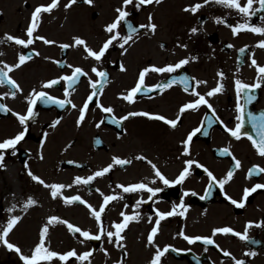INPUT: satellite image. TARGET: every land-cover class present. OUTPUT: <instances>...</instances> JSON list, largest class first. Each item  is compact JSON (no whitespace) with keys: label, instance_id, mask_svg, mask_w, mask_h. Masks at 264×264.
Wrapping results in <instances>:
<instances>
[{"label":"flooded vegetation","instance_id":"flooded-vegetation-1","mask_svg":"<svg viewBox=\"0 0 264 264\" xmlns=\"http://www.w3.org/2000/svg\"><path fill=\"white\" fill-rule=\"evenodd\" d=\"M197 2L201 0H162L160 4L145 5L139 10L134 4H130L127 8L131 14L127 18L128 23L134 26L147 24L151 14L152 22L158 26L156 32L153 34L148 29H138L135 42H130V47L126 45L127 53H123L114 42L105 56L96 61L87 56L83 46L62 49L60 45H72L73 37L80 36L86 40L88 46L99 50L109 36L104 30L105 25L115 18V9L122 6V0H94L93 5L77 0L67 9L64 5L68 0H59L58 7L51 13L41 14L39 27L34 33V38L44 36L56 43L48 45L42 40L34 39V43L27 47L5 41L4 35L9 33L26 39L32 11L38 5L50 3V0H0V61L14 64L21 53L32 57L10 73L23 91L18 92L14 99H0V103L12 109V112H0V140L24 130L15 113H26V98L33 89L40 91L43 82L70 75L72 69L67 67L68 64L82 67L88 72V76H81L74 90H70L69 99L77 108L66 105L61 109L58 105L37 101L34 106L37 115L27 122L25 138L17 145L15 155L12 150L5 154L6 166L18 169L22 178H25L22 174L28 172V168L35 175L49 172L55 175L72 173L75 177H87L112 163L115 156L131 161L123 166L115 165L104 176L97 177L87 185L75 184L77 195L97 210L103 203L101 192L105 195L119 194L120 198L109 202L102 213L101 221L106 230L114 231L113 222L123 220L121 212L129 215L137 212L140 214L139 220L131 221L121 233L125 237L121 242L125 247L121 249L115 243H109L106 236H102L100 240L85 239L78 233L70 232L65 225L66 229L61 231L57 240L59 253L71 249L78 253L92 250L91 264H150L157 246L160 249L169 246V250L161 257V264H234L230 257L223 255L221 249L230 251L238 259H244L246 264H264V227L250 228L249 241L240 240L233 234L217 233L213 236V229L217 227L228 226L243 232L248 221H264V190L252 193L243 208H237L225 196L227 193L239 201L244 188L264 183V173L248 177V170L253 165L264 167V156L258 155L247 136L237 140L225 130V125L234 128L237 123L235 80L240 79L248 84L256 82L257 70L251 63L253 58L259 65L264 66V48L257 46L260 40H264V35L250 30H241L233 35L230 26L244 22L253 26H264V10H259L258 2L254 3L256 11L250 18L243 17L235 9L214 2L203 6L195 14L184 10ZM244 2L245 0H241V3ZM217 17L223 22L218 23ZM193 27L198 29L194 34L190 31ZM119 30L122 34H127L124 22ZM241 48H245L243 53L239 51ZM35 52L40 54L35 55ZM185 58L189 59V63L173 73L150 71L146 74L145 84L152 86L187 76L192 85L187 92L184 91L183 84L177 82L162 91L142 90L132 102L122 98V94L135 86L138 74L143 68L151 65L163 67ZM56 61L62 63L57 64ZM120 63L125 65L126 71L120 70ZM92 67L105 71L108 76L102 83V91H98L93 101L89 102L85 120L77 127L79 107L83 106L92 91L89 77L92 80L101 79L91 71ZM221 71L224 73L223 78L218 76ZM196 80L207 83L197 85ZM217 83L224 85L223 91L207 97V92L216 87ZM260 83L261 86L252 92L255 100L251 104H247L243 96L241 98V103L245 104L242 131L254 137L256 134L248 122L247 113L251 111L259 115L264 112V81ZM64 87L66 82L60 81L59 84L43 90L63 99ZM193 88L206 96L215 109V116L206 105L180 113L183 104L197 99L192 95ZM7 91L8 85H0V94ZM96 101L112 107L114 111L104 113ZM130 112H148L168 119L179 116L180 119L174 128L164 121L143 115L129 116L119 124L113 122L115 118L126 116ZM57 119L60 123L55 128L50 127ZM101 121L103 122L100 123ZM198 127L201 131L190 142V155H183L182 141ZM45 132L48 133L47 138L44 136ZM97 139L101 140L100 144L96 143ZM226 147L230 149L231 155L222 154L221 150ZM41 152L44 156L42 160L39 158ZM233 155L241 161L239 168H235ZM138 156L146 159H137ZM188 159L198 161L218 179L224 178L230 169L233 170V177L223 189L213 182L210 194L201 199L210 183L203 168L194 164L182 183L164 185L155 177L154 170L148 163L151 160L169 180H175ZM25 163L28 168H25ZM139 182L147 183L150 187H159L162 191L152 200H148L150 194L146 191L124 193L117 187L120 184ZM139 199L144 202L139 208H135ZM181 200L186 208L185 214L180 215L184 209L177 208L176 214L161 220L154 243L149 245L147 237L158 219L156 210L171 211L173 205H179ZM71 206L84 211V214L69 216L72 224L93 234L99 232V224L85 204ZM181 232L187 236H208L215 243H189L180 235ZM253 240L257 243H253ZM249 250L255 251L256 255L244 256ZM60 263L88 264L87 261L81 262L75 257Z\"/></svg>","mask_w":264,"mask_h":264},{"label":"snow or ice","instance_id":"snow-or-ice-1","mask_svg":"<svg viewBox=\"0 0 264 264\" xmlns=\"http://www.w3.org/2000/svg\"><path fill=\"white\" fill-rule=\"evenodd\" d=\"M77 0H68V3L64 5V7L67 9L71 7L73 4H75ZM84 3L88 5H93L94 0H83ZM162 0H122V6L117 7L115 9L117 15L115 18L108 24L105 25V31L109 33L108 38L103 42L102 46L99 48V50H94L90 46H88L85 39H83L80 36L73 37L74 43L72 45H69L67 43L61 44L60 47L62 49H67L69 47H76V46H83L84 51L87 53L88 57L94 58L96 61H100L110 48V46L113 45L114 42L118 44V46L123 50V53L128 52V45L131 46V43H134V37L138 34V29H148L151 33H155L157 30V24L152 22L153 17L151 14L148 16V23L147 24H141L139 26H134L132 23H128L127 18L131 15L129 11H127V8L130 4H134V7L139 10L142 6L149 5V4H160ZM210 2H214L218 5H223L225 7L235 9L239 14H241L243 17L250 18L252 15L255 14L256 9H254L253 5L254 3L258 2L259 4V10H264V0H245L244 3H241V0H201V2H197L193 5L187 6L184 10L190 11L193 14H195L199 9H201L203 6L209 4ZM59 5V0H50V3L46 5H38L35 7V9L31 13V19L29 26L26 29V36L27 38H21L9 33H5L4 39L8 42H14L16 45L27 47L34 43V39L42 40L45 44L52 45L55 44L56 41L47 39L44 36H36L34 38V33L37 31L39 27V22L41 18L42 13H51L53 9L57 8ZM217 22H223V20L219 17L216 18ZM124 22L127 26V34H122L120 29V26ZM232 28L233 35H237L241 30H250L253 33L264 35V26H253L247 22L244 23H237L235 26H230ZM191 33H196L198 29L196 27L191 28ZM131 42V43H130ZM181 47H187V45H180ZM258 47L264 48V40H260L257 44ZM163 47V45H161ZM229 47H232V45H229ZM247 47V46H245ZM35 51V50H33ZM241 53L245 51V48H241L239 50ZM39 52H35V55H39ZM2 55V53H0ZM32 57L31 55H26L21 53L18 56V61L14 64H9L5 61H0V85H8L9 91L4 92L0 94V99H3L4 97H11L15 98L18 92H22L23 89L21 88L20 84L17 82L16 79H14L10 73L14 69L20 68L26 61L30 60ZM192 59H196V57H192ZM57 64H61V61H56ZM189 63V59H181L175 64H167L163 67H158L155 65H151L149 67L143 68L139 74H138V81L135 84L133 88H131L126 94H122V98L124 100H127L129 102H132L134 100V97L137 93L141 92L142 90L147 91H154V90H164L167 88H170L173 84L179 82L183 84L184 91L187 92L192 85L190 84L189 78L187 76H180L176 79L168 80L166 82H162L156 85L148 86L145 84V77L146 74H148L150 71L156 72V73H173L177 69H180L183 65H186ZM252 65L256 67L257 70V80L253 84H248L243 82L240 79L235 80V91L237 96V103H236V111L238 113L236 120L237 123L234 128H229L225 125V130L234 138L239 140L242 136H247V138L251 141L253 147L257 150L258 155L264 156V112L260 113L259 115H256L249 111L247 113V119L248 122L251 124V127L253 131L255 132V137L253 135H250L248 133H245L242 131L245 123V104L241 103L242 96L245 98L247 104H251L255 100V96L252 94L253 90L256 88H259L261 86V81H264V66L259 65L257 61L253 58L251 61ZM68 68L72 69L70 75H63L54 79L47 80L46 82H43L41 84V90L37 91L35 89L32 90L30 95L26 98L28 107L26 109V113L21 114L19 112H16L15 115L20 123V125L24 126V130L18 132L15 136L5 138L3 140H0V169L6 168V164L4 163L5 160V154L8 150H12V154L15 155V150L17 145L25 138V134L27 132V122L31 120L37 113L34 111V106L36 105L37 101H42L45 104H55L58 105L61 109L65 108L66 105H70L72 108H77L78 106L72 102L71 99H69L71 92L70 90H74V86L78 84L81 76H88V72H86L82 67L79 66H73L71 64L67 65ZM121 71H126L125 65L123 63L119 64ZM91 71L96 74L97 77L101 78L99 80H92L91 77H89V83L91 86V93L86 98L85 102L83 103L82 107H79V116L76 121L77 127H79L83 121L85 120L86 112L89 109V102L93 101V98L97 96L98 91H102V83L107 80L108 74L105 71H101L97 69L96 67H92ZM218 76L223 78L224 73L221 71L218 73ZM195 80V78H192ZM60 81L66 82V87H64V98H57L55 96L50 95L48 92L44 91L43 89L51 88L54 85H57L60 83ZM195 83L197 85L199 84H205L206 81H200L196 80ZM98 85H101V87L98 88ZM224 85L222 83H217L216 87L210 89L206 96L211 97L216 95L217 93H220L223 91ZM192 95L196 96L197 99L194 101L185 103L180 108V113H183L187 109H196L201 105H206L209 110L212 111L213 116H215V109L213 108L212 104L209 103L208 99H206V96L199 93L198 91L193 88ZM97 106L102 109L104 113H112L114 110L110 106H104L103 104H100L99 101H96ZM0 112H12V109L8 107L4 103H0ZM137 115H143V116H149L150 118H155L161 121H164L166 124L172 126L173 128L177 126L178 120L180 119L179 116H177L176 119H168L163 115H154L150 114L148 112H130L126 116H122L119 118H115L113 120L114 123L119 124L121 120L127 119L129 116H137ZM217 120H219V117H216ZM101 121L100 123H102ZM209 124L212 123L211 119H209ZM223 123L222 121H220ZM60 123V120H54L50 127L55 128ZM100 123L97 124V127L100 126ZM201 131V128L194 129L191 133L188 134L187 138L182 141L184 148H183V155H190V142L192 141L193 137ZM48 133L45 132L44 136L47 138ZM205 135L207 133L205 132ZM97 144L101 143V140H96ZM43 146V145H42ZM41 146V147H42ZM222 154H229L231 155L230 149L228 147L221 150ZM39 158L42 160L44 159L43 153L41 152L39 155ZM137 159H146V157L138 156ZM232 159L235 162V168H239L241 166V161L237 159L234 155L232 156ZM131 161L127 159H123L121 157L115 156L112 158V163L108 164L106 167H103L97 171H95L92 175H89L87 177H81L76 176L73 183L74 184H84L87 185L90 182H92L97 177H102L106 173H108L115 165H126L130 163ZM69 163H74L73 161H69ZM148 163L151 165V167L154 170L155 177L159 178L160 181L163 182L164 185H172V184H179L184 181L186 176L189 174V169L192 165H196L199 168H203L205 172H207V175L209 177V186L206 190L205 196H202L201 199L206 198L207 195L210 194L212 183H216L219 185L221 189L224 188V185L228 183L232 177H233V170L230 169L226 176L224 178L218 179L211 171H209L204 165L200 164L198 161L193 159L186 160L185 167L180 172L179 176L175 180H169L161 171L160 169L154 164L151 160L148 161ZM25 168H28L27 163H25ZM261 173H264V167H261L260 165H253L252 168L248 170V177H252L253 175H259ZM28 175L31 177L33 181L38 182L39 184L43 185L44 187L51 189V196L53 198H57L58 195H61V192L66 187H72V185H65L61 183H52L47 184L44 179H42L40 176L35 175L30 168H28ZM155 181H153L154 183ZM118 188H121L124 193H133V192H140V191H146L150 195L148 196V200H152L154 196H156L157 193H160L162 191L159 187H150L149 184L144 182L139 183H132L128 185H117ZM258 190H264V183H256L252 187H246L243 190V196L238 201L236 199H233L231 196H228L227 193H225L226 198L237 208H243L245 206V203L247 202L249 196L252 193H256ZM97 191H100L97 189ZM103 197V203L99 206V210L93 207L90 203L83 200L80 195H73V196H64L63 200L65 204H71L73 202H80L82 204H85L89 210L90 214L96 219V221L99 224V232L96 234H93L89 230H83L79 226L72 224L66 219H61L58 216H51L47 219V222L43 225L41 231H40V239L39 242L34 246V249L32 250L31 255H26L23 253L22 249L15 243L10 242L8 239V236L10 232L13 230L14 226L17 224V222L21 219L18 215L11 216L7 222L6 225L0 228V243H2L8 250L15 251L18 255L20 260L23 262V264H40V262L45 261L49 262L51 264V261L53 259H59L62 262H67L70 258L75 257L77 260L81 262L87 261L88 264H91L90 257L93 255L92 250L84 251L82 253H78L75 249H71L64 253H59L54 250H50L49 247L45 244L46 236L49 232V226L54 225L56 223H62L67 226L68 230L72 233H78L80 236L84 237L85 239H94V240H100L102 236H106L109 243H115V245L118 248L123 249L125 245L121 243L125 237L121 235V233L128 227L129 223L131 221H138L140 214L134 213L132 215L127 214L126 212H121L120 215L123 217V220L121 222H113L112 228L113 230H106L102 221L101 216L102 213L105 212V206L109 204V202L114 201L119 197V194H113V195H105L104 193H100ZM188 193L186 192L185 195ZM195 195V193H192ZM143 199H139L135 203V208H139L140 205L143 203ZM38 201H36L34 198L29 196L25 203L23 204L24 210H27L28 207L36 205ZM13 208H15V205H13ZM177 208L184 209V211H181L179 214L184 215L186 208L184 206L183 200H181L179 205H173V208L171 211L163 212L156 210V216L158 219L155 221V226L152 227L150 234L147 237L148 244L151 245L154 243V237L158 233V228L160 225L161 220H163L166 217L173 216L177 212ZM13 209L10 208L8 211H12ZM151 219V218H150ZM253 226L256 227H264V221H261L259 223L255 221H248L245 225L244 231L239 232L234 230L232 227H217L213 229V236L217 233L222 234H233L234 236L238 237L240 240L243 241H249V229ZM181 236L184 237L185 240H187L189 243H194L195 241H203L206 245L214 244L215 241L208 236H187L183 232L180 233ZM115 238V239H114ZM253 243H257V241H252ZM83 243V241H81ZM219 247V245H217ZM169 250V246H165L163 249H160L157 246V250L150 261V264H161V257ZM176 251H179L178 249ZM223 255L225 257H230L234 264H246V261L244 259H238L236 258L230 251L223 250ZM107 254V250H105ZM127 255V253H125ZM256 255L255 251H246L244 253V256L246 257H254ZM117 264H120V262H117Z\"/></svg>","mask_w":264,"mask_h":264},{"label":"rangeland","instance_id":"rangeland-1","mask_svg":"<svg viewBox=\"0 0 264 264\" xmlns=\"http://www.w3.org/2000/svg\"><path fill=\"white\" fill-rule=\"evenodd\" d=\"M12 166L0 169V228L6 225L7 220L18 215L21 219L10 232L8 239L17 244L26 255H31L34 246L39 242L40 231L47 219L51 216H58L73 223L69 216L84 214V211L65 204L64 196L77 195V187L73 183L75 176L72 173L51 174L38 173L47 184L61 183L72 185L62 190L57 198L51 196V189L44 187L33 181L28 172L22 174ZM31 196L38 203L24 210L23 204ZM15 205V208H13ZM12 208V211H8ZM66 229L62 223L49 226V232L45 239V244L50 250L59 252L57 240L62 230ZM45 261L40 264H45ZM0 264H23L19 255L15 251L8 250L0 243ZM51 264H61L59 259H53Z\"/></svg>","mask_w":264,"mask_h":264},{"label":"water","instance_id":"water-1","mask_svg":"<svg viewBox=\"0 0 264 264\" xmlns=\"http://www.w3.org/2000/svg\"><path fill=\"white\" fill-rule=\"evenodd\" d=\"M72 204L80 205L81 203L77 201V202H73Z\"/></svg>","mask_w":264,"mask_h":264}]
</instances>
